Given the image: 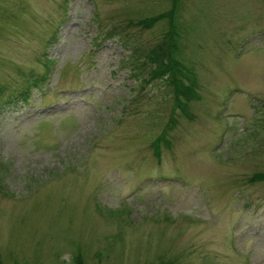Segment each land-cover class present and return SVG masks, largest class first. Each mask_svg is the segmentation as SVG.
<instances>
[{"label":"rangeland","instance_id":"1","mask_svg":"<svg viewBox=\"0 0 264 264\" xmlns=\"http://www.w3.org/2000/svg\"><path fill=\"white\" fill-rule=\"evenodd\" d=\"M171 7L0 0V264H264V0L174 2L186 102Z\"/></svg>","mask_w":264,"mask_h":264},{"label":"trees","instance_id":"2","mask_svg":"<svg viewBox=\"0 0 264 264\" xmlns=\"http://www.w3.org/2000/svg\"><path fill=\"white\" fill-rule=\"evenodd\" d=\"M175 1L176 0H172L171 10L167 12L166 14H163L157 18L155 17L147 18L138 23V26H141V24L145 23L146 26L148 25L149 27H151V25L153 26L155 22L159 20H165L166 18L169 20V28H168V31H166L164 35L165 36L164 42H162V44H160L159 46L157 45V47L152 48L151 50H149V52H145L144 50H141V49L139 50L138 48L136 49V53H134L136 62L134 63L135 66H133V68L135 70L141 69L140 64H138L137 60L144 54L146 62L143 63V66L149 65L147 67L150 70V74H149L150 79L148 80L149 81H154L158 79L166 80L167 77H169L168 82H171L173 84L174 91L176 92L177 100L181 99L182 101L186 102V101H190L189 100L190 94L192 93L193 95H195L196 92L194 88L192 87V85H189V81H188L189 79L187 78V75H185L184 69L181 68L182 66L181 63L174 56V49L176 45H175V29H174V21H173L174 20L173 6H174ZM162 17H164V19H162ZM47 65L48 64H44L45 67ZM180 76L182 78H185L184 80L188 82V83L186 82V85L182 84V78H180ZM44 80H45V77L43 75L39 77L37 82H40V81L44 82ZM35 84L33 83V87ZM20 96L24 97L26 101L29 100V95L24 94V92H21ZM170 123L172 124L171 127L175 128L174 126L176 125V121L172 119ZM167 132L168 131H165L163 135H161V138L160 139L158 138L155 141L156 153H157L156 156L158 158L160 157L158 145L163 144V146H167V147H169L170 145L165 137ZM255 179H257L258 181L264 180V174L256 175ZM76 264H81V262H78Z\"/></svg>","mask_w":264,"mask_h":264}]
</instances>
